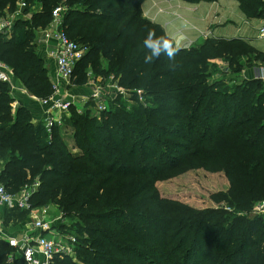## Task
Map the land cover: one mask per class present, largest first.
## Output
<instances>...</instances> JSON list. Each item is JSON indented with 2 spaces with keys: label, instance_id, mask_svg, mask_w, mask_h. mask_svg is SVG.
<instances>
[{
  "label": "trees",
  "instance_id": "obj_1",
  "mask_svg": "<svg viewBox=\"0 0 264 264\" xmlns=\"http://www.w3.org/2000/svg\"><path fill=\"white\" fill-rule=\"evenodd\" d=\"M18 1L0 0V14ZM144 1L25 0L23 13L31 17L20 16L21 30L11 36L0 33V60L30 93L40 99L55 93L35 41L63 7L62 28L89 49L74 86L87 85L93 69L147 91L152 106L140 102L127 110L114 101L101 118L72 112L64 120L74 128L75 153L60 127L49 133L24 105L13 112L12 89L0 81V182L19 193L38 178L32 205L51 204L74 222L75 228L63 222L59 229L80 238L79 261L56 257L54 264H264V214L250 215L264 200V80L243 77L229 89L208 81L221 70L216 60L242 72L264 64V51L242 38L180 48L144 16ZM237 1L248 19H264V0ZM149 30L179 49L174 60L161 55L145 62ZM195 168L225 174L228 190L212 198L231 211L196 209L159 194L158 179ZM0 264L27 263L0 238Z\"/></svg>",
  "mask_w": 264,
  "mask_h": 264
},
{
  "label": "built area",
  "instance_id": "obj_2",
  "mask_svg": "<svg viewBox=\"0 0 264 264\" xmlns=\"http://www.w3.org/2000/svg\"><path fill=\"white\" fill-rule=\"evenodd\" d=\"M20 5L26 6L25 0H22ZM63 10V7H57L53 11L51 24L47 28L39 30L35 41L37 45L42 42L48 43L49 55L55 61L57 76L61 81L54 85L55 93L51 97L41 99L46 106L44 123L49 133L52 132L53 128L64 125V119L68 116L71 106L75 104L76 98L74 96L59 95L60 85L63 82L66 85L65 90L74 86L76 66L89 50L88 46L72 40L62 28ZM13 28L12 12H7L0 18V33L11 36ZM261 36L264 38V30L261 32ZM50 41H53L54 44L50 45ZM12 73L10 66L0 60V81L8 83L12 87ZM254 78L264 80L263 66L255 71ZM91 97L96 103L99 102V111L108 109L103 103L106 100L101 98L98 92H93ZM34 185L39 186V182ZM36 190L35 188H27L22 189L19 193H12L3 184H0V205L17 206L21 210L30 211L33 219L29 222V228L42 231L37 235L25 232L16 236H8L3 231L4 224L0 219L2 238L8 241L27 264H54L56 257L76 259L78 239L59 229V225L64 222L61 214L55 222L48 210L49 208L37 211L31 202V197ZM250 214L253 216L264 214V200L257 202ZM56 225L59 230L56 229ZM8 260L12 262L14 255L10 254Z\"/></svg>",
  "mask_w": 264,
  "mask_h": 264
},
{
  "label": "crops",
  "instance_id": "obj_3",
  "mask_svg": "<svg viewBox=\"0 0 264 264\" xmlns=\"http://www.w3.org/2000/svg\"><path fill=\"white\" fill-rule=\"evenodd\" d=\"M157 1L152 0V4L154 3L153 5L157 7L164 6V1L169 4L168 6H165L167 9L162 14L159 12L160 18L155 14L152 15L150 11H148L150 15L147 14L145 2H148V0H145L143 3L144 15L153 22L160 24L164 28L166 34L170 36L180 48H185L186 44L190 45L186 48H191L202 44L207 39L242 38L257 49L264 51V49H261L260 47L262 43L260 44L259 42L264 39L261 36V32L264 30V19H248L240 9V4L237 0H219L214 2L201 1L199 3H191L185 0ZM152 9H154V7H152ZM158 19L161 21H157ZM49 43L50 45L54 44L53 41H50ZM47 44L48 43L44 42L38 45L36 44L37 52L46 61L47 66H51V79L55 85L57 82L61 81L57 76L55 61L49 55V46ZM215 62L221 64L223 63V60L219 59ZM262 66L264 67V64L257 62L252 67H245L242 71L243 76L255 79V71ZM60 87L59 95L69 97L74 96L75 98L78 97V92L81 94L84 93L87 97L91 95L90 88L86 85L83 87L75 86L74 90L77 89V92L75 93L73 92L74 90H65L66 85L63 82ZM11 89L12 96L14 97L12 103L13 112H15L18 107L24 105L32 111V121L34 123L44 121L46 106L42 103L40 98L28 91L23 82L14 72L12 73ZM0 184L2 183L0 182ZM21 212H25L24 214L26 215L23 220H21ZM0 219L4 224L3 231H5L8 236H16L25 232L37 235L42 232L41 230L29 228V222L33 219L32 213L28 210H21L17 206L11 207L0 205ZM0 238L3 239L1 233Z\"/></svg>",
  "mask_w": 264,
  "mask_h": 264
},
{
  "label": "rangeland",
  "instance_id": "obj_4",
  "mask_svg": "<svg viewBox=\"0 0 264 264\" xmlns=\"http://www.w3.org/2000/svg\"><path fill=\"white\" fill-rule=\"evenodd\" d=\"M153 4H152V0H148V2H145L146 12L147 14H149L148 11H150L152 15L155 14L159 18H160L159 12L162 14L167 9L165 6L169 5L168 2L166 1H164L163 3L164 6H160V7L154 6ZM25 7L26 6H21L20 2L18 1L17 4L14 6L13 11H11L12 23H14V28L12 30V33L14 32L15 29L19 28L21 30V26L16 28L20 16L23 19H29L31 17V13H26V14L23 13ZM152 7H154V9H152ZM7 10L8 8H6L0 14V18L5 15ZM157 21H161V20L158 19ZM259 42L260 44L262 43V45L260 46L261 49H264V39ZM187 46L190 45L186 44V47ZM35 49L37 50V46L35 47ZM218 67H220L219 69H221L220 72H217L211 75L210 77H208V81L210 83H217V84L219 83L222 89H229L234 84L240 82L241 79L244 77L243 72L237 71L235 67L231 68L225 62L219 64ZM10 68L14 72L12 66H10ZM48 70H49V75L52 78L51 66L48 67ZM88 83L89 84H87L86 86L90 88L91 95L93 92H98L101 98L106 100L103 101V103L106 104V106L108 107L107 110L112 109L111 105L114 101L123 104L124 108H126L127 110L131 109L132 106L136 105L137 103L140 102L148 103L149 101L150 96L148 95L147 91L144 92L142 89L136 90L134 88H129L127 87L126 84H120L119 78H115L113 76L109 77L108 79H105L102 77V75L96 74L93 69L89 70ZM93 83L94 85H92ZM74 89L75 86H73V88L69 90L72 91ZM95 89L96 91H94ZM76 90H74L73 92L74 93L77 92ZM77 95L78 97L75 99V104L71 106L68 116L66 118H70L72 112H78V113L89 112L91 115L94 116L97 115L98 118L102 117L101 112L103 111H99V106H98L99 102L96 103V101L92 99L91 95L87 97L84 93L81 94L79 92L77 93ZM148 105L151 107L152 106L151 102H149ZM65 121L66 120H64V125L60 127L61 130L60 133H62L64 140L68 145V149L71 150L72 152L77 153L78 150L75 148L76 146L74 140V128L68 122H66L65 124ZM1 165L2 163L0 162V170H1ZM171 173L158 179L155 184L156 189L163 198L179 201L196 209L224 207L226 210L229 211L232 210L231 206H229L226 202L217 203L212 198L213 194L219 192H226L229 188V181L224 173L221 172L214 173L207 171L204 168H199V169L195 168L183 172H176L172 174ZM36 180L35 183L39 182L38 178ZM35 183L26 185L23 187V189H27V188L38 189L39 186H35L34 185ZM35 208L37 209V211L42 210L43 208H49L48 210L50 211V214L54 218V221L57 222L56 220L57 217L60 215V213L58 212V209L55 206L48 204V205L35 206ZM25 217L26 215L24 214L21 220L25 219ZM64 222L70 224L74 228L76 227L73 224L74 222L72 221H68L66 219L64 220ZM56 229L59 230L57 225H56ZM62 231H64L69 235L75 236L79 242L80 238H78L76 234L69 232L68 228L63 229ZM83 236L87 237L88 235L85 233L83 234ZM73 260L79 261L78 255L76 256V259Z\"/></svg>",
  "mask_w": 264,
  "mask_h": 264
},
{
  "label": "clouds",
  "instance_id": "obj_5",
  "mask_svg": "<svg viewBox=\"0 0 264 264\" xmlns=\"http://www.w3.org/2000/svg\"><path fill=\"white\" fill-rule=\"evenodd\" d=\"M144 47L148 50L145 62H151L154 58L158 59L161 55L167 56L169 60H174L179 49L165 36H157L153 30L148 31L147 37L143 41Z\"/></svg>",
  "mask_w": 264,
  "mask_h": 264
}]
</instances>
